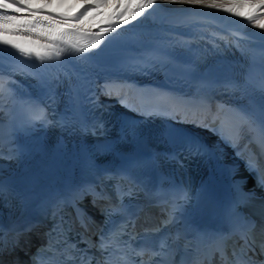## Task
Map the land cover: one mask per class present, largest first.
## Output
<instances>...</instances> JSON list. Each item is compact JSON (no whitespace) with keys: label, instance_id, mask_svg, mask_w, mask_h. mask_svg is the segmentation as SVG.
Masks as SVG:
<instances>
[{"label":"bare ground","instance_id":"6f19581e","mask_svg":"<svg viewBox=\"0 0 264 264\" xmlns=\"http://www.w3.org/2000/svg\"><path fill=\"white\" fill-rule=\"evenodd\" d=\"M202 31H210L221 37L243 42L251 48L252 52L264 53V36L259 34V30L251 26L245 28L215 13H203L186 5L169 3L158 4L151 15L114 34L113 38L102 45L108 49L106 52L66 55L60 61H52L44 65L35 61H26L11 53H0V62L7 64L6 66H9L12 71L20 69L34 77V79L29 77L28 79L24 76H4L5 81L14 83H8L0 92V99H2L0 102V188L24 176L48 177L58 164H61L66 151L65 139L49 140L52 130L48 117H45L41 128L36 131L13 130L11 122L19 105L31 102L42 89L48 88L55 91L56 79L61 78L65 73L70 80L64 82L60 91L62 100L55 92L54 94L56 98H59L61 108L68 106L75 112L80 111L81 94L88 88L86 84L90 81L86 80L81 84L75 75L78 72L77 76L93 75L96 78L98 93L105 101L119 103L127 110H136L135 101L145 87L146 81L169 82L172 79L181 80L185 84L199 77L198 74L188 71L183 66L168 60L164 61L145 49L143 45L159 44L161 41L163 46L174 45L181 36ZM119 46L123 48L119 49ZM194 46L203 51L201 45ZM60 63L65 64L66 67L59 69ZM155 68L159 69L158 74H155L157 72L154 71ZM177 88L188 92L186 100L178 99V105L190 111L187 122L201 127L209 110L204 94L192 90L191 87L178 86ZM3 95L6 97L4 98ZM123 95H126V99L121 101ZM215 110V108L212 109V111ZM74 117L75 132L79 129L81 120L78 116ZM21 144L26 147L24 153L18 152ZM219 148L229 157V161H233L229 149L221 145ZM75 156L76 159L80 156L77 147ZM232 177L234 180L247 181V176L240 169H235Z\"/></svg>","mask_w":264,"mask_h":264},{"label":"snow or ice","instance_id":"6c2138e0","mask_svg":"<svg viewBox=\"0 0 264 264\" xmlns=\"http://www.w3.org/2000/svg\"><path fill=\"white\" fill-rule=\"evenodd\" d=\"M160 3L186 5L203 13H215L245 28L251 26L264 36V0H0V53H11L41 65L60 61L66 55H83L99 49L121 29L151 15ZM8 83L14 82L5 81L0 76V92ZM45 117L46 113L41 111L37 119L44 120ZM241 120L251 124L247 116H242ZM260 135L264 139V123ZM247 166L250 170L257 167L252 161ZM260 182L264 183V177H261ZM77 217L81 227L87 228L90 218L80 211ZM127 228V224L123 225L122 230L114 234L111 240L101 236L100 243L94 247L106 254L103 262L81 255L78 264H135L129 253L141 257L146 250L135 251L127 245H121L119 237L126 234ZM161 228L152 231L159 232ZM255 228V222L245 220L231 235L216 238V251L221 254L223 264H257L252 255H264V229H261L262 238L257 240ZM67 231H71V225L66 226L62 219L49 235H64ZM84 242L87 243L86 240ZM229 243H232L230 254L227 251ZM165 248L166 244L162 243L161 251ZM76 249L77 245L71 244L65 251ZM51 250L52 246L49 245L43 251ZM160 254L152 252L149 259L140 261V264H151L152 257ZM76 261L77 258L69 254L62 261L53 259L48 264H76ZM34 264H44V261H34ZM259 264H264V261Z\"/></svg>","mask_w":264,"mask_h":264},{"label":"rangeland","instance_id":"374dc122","mask_svg":"<svg viewBox=\"0 0 264 264\" xmlns=\"http://www.w3.org/2000/svg\"><path fill=\"white\" fill-rule=\"evenodd\" d=\"M3 97L5 98L6 96L3 95Z\"/></svg>","mask_w":264,"mask_h":264}]
</instances>
